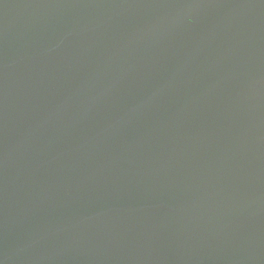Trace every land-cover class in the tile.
<instances>
[{"label":"water","instance_id":"95a60500","mask_svg":"<svg viewBox=\"0 0 264 264\" xmlns=\"http://www.w3.org/2000/svg\"><path fill=\"white\" fill-rule=\"evenodd\" d=\"M0 264H264V0H0Z\"/></svg>","mask_w":264,"mask_h":264}]
</instances>
